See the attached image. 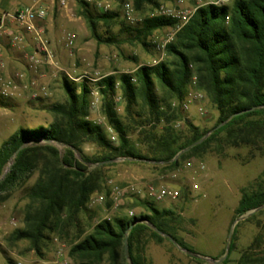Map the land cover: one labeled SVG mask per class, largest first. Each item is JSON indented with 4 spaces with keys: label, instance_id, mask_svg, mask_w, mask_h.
Segmentation results:
<instances>
[{
    "label": "trees",
    "instance_id": "16d2710c",
    "mask_svg": "<svg viewBox=\"0 0 264 264\" xmlns=\"http://www.w3.org/2000/svg\"><path fill=\"white\" fill-rule=\"evenodd\" d=\"M132 1L140 12L146 10L145 5H149V9L159 6L156 0ZM81 3L84 5L81 15L97 42L117 41L116 36L101 37L96 25L98 22L107 24L118 14H94L88 10L87 3ZM175 22L169 16L147 14L136 26L120 24L129 40L147 46L154 31ZM165 51L172 56L171 60L140 66L133 73L109 74L96 82L103 96L102 111L106 122L117 134L116 146L111 144L99 124L88 119L87 84L77 85L66 77L62 81L65 100L49 108L51 121L44 126H21L2 141L0 202L13 189L24 186L34 173L37 174L33 183L25 186L27 201L23 206V225L7 237L10 245L27 241L35 253L42 254L45 242L54 235L69 240L68 255L76 264H145L142 251L148 239L158 243L166 239L150 227V223L171 236L182 249L194 252L178 236V215L171 209L157 208L148 199L136 198L135 205L145 211L139 216L104 218L84 233L79 215L89 211L87 203L91 195L102 190L106 195L109 193L103 186L104 165L91 170L88 166L127 157L159 162L153 166L165 172L177 169L181 160L199 156L210 148L219 151L224 146H246L264 153V0H232L229 4L198 7L176 32L174 40L165 46ZM192 75L196 78L194 87L207 95L217 111V119L209 129L187 121V134L181 135L172 122L181 119L184 113L168 99L181 102L191 87ZM154 80L165 90L167 99L157 95ZM118 88L128 116L132 118L131 111L140 100L147 111L146 121L163 123L158 133L144 130L143 139L129 137L128 127L112 101ZM252 107H255L252 111L234 115ZM38 139L46 143L29 144ZM54 142L64 146L63 153ZM87 142L96 143L106 152L97 157L86 155L81 146ZM138 144L145 146L146 152H141ZM192 144L195 145L177 160L170 161L178 151ZM251 210L254 211L244 221L254 223L258 233L239 255L236 264H264V165L253 183L241 188L234 209L235 218ZM236 226L229 253L217 264L228 262L234 250ZM189 256L198 262L203 261Z\"/></svg>",
    "mask_w": 264,
    "mask_h": 264
},
{
    "label": "rangeland",
    "instance_id": "374dc122",
    "mask_svg": "<svg viewBox=\"0 0 264 264\" xmlns=\"http://www.w3.org/2000/svg\"><path fill=\"white\" fill-rule=\"evenodd\" d=\"M59 1L42 0L48 8L47 16L41 22L43 38L53 53L52 62H46L45 55L40 52L37 54L40 66L31 68L19 50L25 54L36 51L33 37L28 35L21 44L12 47L6 34L0 36V145L21 126L29 128L44 126L51 121L52 114L49 108L65 100L62 81L66 77L65 72H68L79 78L72 81L66 77L68 80L77 85L86 83L89 87L88 119L99 124L111 144L116 146L117 134L106 122L102 111L103 96L96 82L102 78L100 76L133 73L140 66L171 60L172 56L168 55L165 49L164 51L156 49L152 41L162 42L168 31L166 28L154 31L147 40L148 45L143 46L137 41L129 40V35L122 32L120 24V22L129 26L138 24L128 23L122 14L123 2L129 1L133 5L132 0H65V5H60ZM81 1L87 3L88 10L94 14L97 12L118 14L113 21L107 24L98 22L96 25L101 37L116 36L117 41L97 42L87 21L81 15L84 9ZM156 1L159 6L191 9L210 0ZM231 1L226 0L225 4ZM22 4H27V1L0 0V13L12 11ZM145 7L146 10L140 12L133 5L136 15L142 17L153 13L157 8L149 9V5ZM67 34L74 35L71 45H66ZM83 75L86 77H82ZM154 86L157 95L167 99V93L157 80H154ZM112 101L116 112L127 125L132 140L143 139L144 130L158 133L162 129V122L146 121L147 111L140 100L138 105L133 107L130 118L125 112V101L119 88L112 96ZM168 101L175 102L173 99ZM199 106L207 112L205 115L199 113L198 105H192L187 112H183L181 119L172 122L181 135L187 134V121L203 129L211 128L216 122L217 111L207 95ZM138 114L142 116L139 117ZM34 143L42 145L46 141L38 139L29 142ZM53 144L60 153H63V145L55 142ZM81 148L91 157L101 156L106 152L96 143L90 142L84 143ZM138 148L141 152H146L145 146L138 144ZM124 158L117 157L112 163L103 164V186L109 193L106 195L105 190H102L101 193L91 195L87 203L89 211L79 215L80 225L85 229L84 233L89 232L95 223L104 218L109 219L115 215L139 216L145 211L141 206L135 205L136 198L147 199L149 186L158 188L166 185L177 190L179 197L153 202L157 208L171 209L178 215V236L203 260L202 262L194 260L168 238L160 243L150 238L142 251L145 264H215L213 259H218L224 254L240 190L253 183L264 165V153L246 146H224L219 151L210 148L201 152L199 156L181 160L177 169L165 172L155 168L151 161ZM94 165L89 164L88 169H93ZM36 175L34 173L24 186L13 189L8 193V197L0 202V264H76L68 255L70 247L68 239H58L51 235L44 244L42 254L35 253L27 241H19L15 245H10L7 241L12 231L23 225V206L27 201L25 186L32 184ZM115 186L121 188L122 192L116 193ZM99 196H103V199L100 200ZM245 218L238 221V226L235 225L237 233L234 250L226 264H236L239 255L258 233L254 223L244 221ZM203 256L209 259H204Z\"/></svg>",
    "mask_w": 264,
    "mask_h": 264
},
{
    "label": "built area",
    "instance_id": "2783aa9c",
    "mask_svg": "<svg viewBox=\"0 0 264 264\" xmlns=\"http://www.w3.org/2000/svg\"><path fill=\"white\" fill-rule=\"evenodd\" d=\"M27 4H22L13 9L12 11H4L0 13V36L6 34L8 41L12 47H16L21 44L26 36H32L35 40L36 51L26 54V59L29 67L37 68L40 66V59L38 55L40 52L46 57V62H52L53 53L48 49L47 41L43 38V28L41 22L45 20L48 8L42 2V0H26ZM182 2L183 0H178ZM226 0H210L204 4L221 5L225 4ZM60 5H65V0L59 1ZM197 4L191 9H175L165 5L158 6L150 15H165L173 18L176 22L172 26L165 27L168 33L162 42H156V49L164 51L165 46L172 42L175 38L176 32L187 23L194 11L204 5ZM122 14L124 19L130 24H137L142 20V16L136 15L133 5L129 1H124L122 5ZM74 40L73 34L66 35V45H71ZM65 76L72 80L77 81L79 78L73 77L70 73L65 72ZM82 77H86L83 75ZM104 77V76H100ZM88 78V77H87ZM195 75L191 77V87L188 90L185 98L177 103L173 102L172 105H178L182 112H187L192 105H198V110L201 115H205L207 112L202 109V102L206 99L205 93L194 87ZM97 93V92H96ZM190 164V163H189ZM116 193H121L122 190L118 186L114 187ZM124 191V190H123ZM126 191V190H125ZM179 192L166 185L159 186L158 188L149 186L147 190V199L160 202L164 199H176L179 197ZM100 200L103 196L98 197Z\"/></svg>",
    "mask_w": 264,
    "mask_h": 264
},
{
    "label": "water",
    "instance_id": "95a60500",
    "mask_svg": "<svg viewBox=\"0 0 264 264\" xmlns=\"http://www.w3.org/2000/svg\"><path fill=\"white\" fill-rule=\"evenodd\" d=\"M255 109V107H252V108H249V109H244V110H241V111H239V112H237V113H235L234 115H240V114H242V113H245V112H248V111H252V110H254ZM233 115V116H234ZM223 123H221L219 126H221ZM218 126V127H219ZM217 127V128H218ZM216 129V128H215ZM201 141V140H200ZM199 141V142H200ZM193 145H195V144H192V145H190V146H188V147H185V148H183L182 150H180V151H178L177 153H176V155L173 157V159L172 160H170V161H173V160H177L178 158H179V156L181 155V154H183V153H185V152H187ZM17 153V151L15 152V154ZM124 159H127V160H133L132 158H124ZM114 161V159H112V160H107V161H104V162H100V163H98V164H95L94 166H99V165H103V164H106V163H112ZM143 161H147V160H143ZM153 163H159V162H153ZM10 166V165H9ZM254 210H251V211H249V212H247V213H245V214H243V215H241V216H239V217H237V218H235V220L232 222V224H231V227H230V230H229V233H228V237H227V242H226V246H225V251H224V254L220 257V258H218V259H213V261H214V263L215 264H217V263H220L222 260H224L226 257H227V255H228V253H229V248H230V240H231V237H232V233H233V230H234V227H235V225L238 223V221L239 220H242V219H244L247 215H249L250 213H252ZM136 222H134L131 226H130V228L129 229H131L132 228V226L135 224ZM150 227H152L158 234H160V235H162V236H164V237H166V238H168L171 242H173L176 246H179L178 244H177V242L171 237V236H169V235H167V234H164L163 232H161L160 230H158V229H156V228H154L150 223L148 224ZM188 254H190V255H193V256H195V257H201L199 254H197V253H194V252H192V251H189V250H187V249H184ZM125 254H126V256L128 257V244H127V238H125ZM202 258H204V259H209V258H207V257H202Z\"/></svg>",
    "mask_w": 264,
    "mask_h": 264
},
{
    "label": "crops",
    "instance_id": "0c3cea01",
    "mask_svg": "<svg viewBox=\"0 0 264 264\" xmlns=\"http://www.w3.org/2000/svg\"><path fill=\"white\" fill-rule=\"evenodd\" d=\"M30 50V49H29ZM19 52H21V53H23V59L25 60L26 58H25V56H26V54H25V52L24 51H21V50H19ZM27 60V59H26Z\"/></svg>",
    "mask_w": 264,
    "mask_h": 264
}]
</instances>
